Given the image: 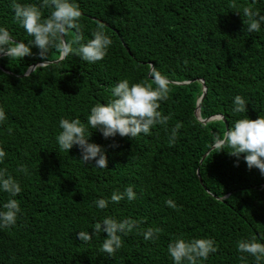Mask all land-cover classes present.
Returning <instances> with one entry per match:
<instances>
[{
    "label": "trees",
    "instance_id": "trees-1",
    "mask_svg": "<svg viewBox=\"0 0 264 264\" xmlns=\"http://www.w3.org/2000/svg\"><path fill=\"white\" fill-rule=\"evenodd\" d=\"M37 3L39 0H18ZM81 9L79 35L84 42L100 25L111 36L112 46L103 60L83 61L69 52L51 48L41 58L21 61L0 56V106L7 118L0 123V147L6 167L22 187L16 199L22 209L17 223L0 229V264H173L167 254L170 239L210 237L217 251L198 264H256L248 253H239L236 242L256 237L264 241V174L249 169L241 154L211 148L213 137L223 135L240 115L256 119L264 115V25L259 32L246 31L243 7L264 15V0H78ZM12 0H0V25L12 37H31L16 21ZM240 11V12H238ZM43 9L44 17L49 15ZM78 33L67 30L73 43ZM49 60L47 67H39ZM37 66L25 75V71ZM149 64L169 78L168 98L160 102L167 125H156L150 135L105 138L98 129L90 142L103 147L107 168L84 165L78 146L69 152L56 143L61 117L86 123L90 107L106 102L118 80L152 83ZM198 119L196 107L202 94ZM175 81H187L184 84ZM155 87V85H152ZM248 101L247 112L233 114V98ZM181 124L175 144L170 129ZM201 161V162H200ZM25 165L28 173L18 172ZM198 174L202 179L201 184ZM134 185L136 199L110 202L106 209L93 205ZM0 193V202L7 199ZM173 199L177 208L165 204ZM105 216L131 218L136 227L122 236V247L113 255L100 251L106 233L82 242L80 230L94 232ZM161 229L158 239L145 240L142 231ZM187 264V262H185ZM264 264V262H262Z\"/></svg>",
    "mask_w": 264,
    "mask_h": 264
},
{
    "label": "clouds",
    "instance_id": "clouds-1",
    "mask_svg": "<svg viewBox=\"0 0 264 264\" xmlns=\"http://www.w3.org/2000/svg\"><path fill=\"white\" fill-rule=\"evenodd\" d=\"M16 21L25 30L31 39L27 42L15 40L8 28L0 25V56H6L10 60L21 61L24 57L32 55V46L40 50L41 58L47 56L51 48L57 49L61 56L74 52L83 61L95 63L103 60L107 55L113 40L100 25L91 33V38L84 42L79 35L81 9L78 0H39L37 3H20L12 0L11 5ZM43 9L49 10V15L44 17ZM240 12V11H238ZM243 17L246 31L259 32L264 25V15L259 10L250 7H243L240 12ZM75 29L78 33L75 41L78 46L73 48L64 38L63 34ZM49 60L39 67L45 68L49 65ZM152 83L145 81L130 82L128 78L118 80L110 88V96L106 102H97L90 107L86 116V127L79 117H61L58 123L59 131L56 134V143L60 149L69 152L73 146L80 149V161L87 165L94 161L93 167L107 168V156L103 147L90 142L91 131L98 129L105 138L129 136L135 138L140 134L150 135L151 130L156 125H167L170 117L164 115L160 109V102L168 98L169 78L167 75L157 70L156 66L149 64L146 69ZM25 75L28 73L25 71ZM155 85L153 87L152 85ZM233 114H244L247 112L248 101L241 95L233 98ZM7 118V113L3 106H0V123ZM181 124L177 123L170 129L168 142L175 144ZM228 151L237 157V162L241 154L249 169L255 167L264 174V115H259L256 119H250L247 115H240L230 125L223 135L213 137L212 148ZM211 150V148L209 149ZM6 157V151L0 147V164ZM18 172L28 173L25 165H20ZM22 187L19 180L9 173L6 167H0V193H6L7 199L0 202V229L11 228L16 225L18 215L22 209L16 199L21 193ZM137 193L134 185L129 184L121 192L114 191L110 197H99L93 200V205L100 210L106 209L110 202L118 203L127 199H136ZM165 204L173 209L177 204L173 199L165 200ZM136 222L131 218L117 220L111 216H105L101 221L96 222L92 227L94 232L80 230L77 235L82 242H89L97 233H106V237L100 246V251L113 255L122 247V236L127 235L136 227ZM161 229L149 227L142 231L145 240L158 239ZM239 253H248L255 258L256 264L264 262V241L256 237L241 238L236 242ZM217 251L216 241L210 237L186 238L182 234L170 239L167 244V254L173 264H198L199 261H206L211 253ZM241 264H246V258L239 257Z\"/></svg>",
    "mask_w": 264,
    "mask_h": 264
},
{
    "label": "water",
    "instance_id": "water-1",
    "mask_svg": "<svg viewBox=\"0 0 264 264\" xmlns=\"http://www.w3.org/2000/svg\"><path fill=\"white\" fill-rule=\"evenodd\" d=\"M63 38H64V36H63ZM64 56H65V55H64ZM64 56H61V55H60V57H59L57 60H54L53 62H55V63L58 62V61L61 60ZM44 62H46V61H44ZM44 62H41L40 64H42V63H44ZM49 62H50V61H49ZM36 66H37V63L31 65V66L27 69V73L31 72ZM201 82H202V90H203V91H202V94H201V95L199 96V98H198V103H197V107H196V115H197L198 119L201 120V121H203V122H207L208 120L213 119V118H222V119L225 120V118H224L222 115H215V116L208 117V118H205V119H203V118H201V117L199 116L200 103H201L202 99L204 98V96H205V94H206V86H205L204 81H203L202 79H201ZM175 83H178V84H184V83H187V81H180V82L175 81ZM211 149H212V147H211ZM209 151H210V150L206 151V153L202 156L201 161L204 159V157L206 156V154H207ZM201 161H200V162H201ZM198 177H199V180H200L201 184H203L202 179L200 178V175H199V174H198Z\"/></svg>",
    "mask_w": 264,
    "mask_h": 264
}]
</instances>
